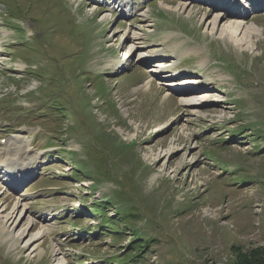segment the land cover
I'll return each instance as SVG.
<instances>
[{
    "label": "rangeland",
    "instance_id": "obj_1",
    "mask_svg": "<svg viewBox=\"0 0 264 264\" xmlns=\"http://www.w3.org/2000/svg\"><path fill=\"white\" fill-rule=\"evenodd\" d=\"M184 1L147 0L123 21L107 1L0 0V122L42 129L10 141L31 140L25 159L40 169L19 192L0 184L5 216L18 200L30 216L16 247L0 230V264H56V255L63 264H234L235 249H264V6L245 13L263 30L245 50L208 33L204 13L226 9L217 0L193 1L191 12L178 10ZM133 33L142 52L159 48L168 62L183 45L171 68L201 74L206 102L181 106L180 88L192 83L174 94L166 73L134 92L153 78L146 62L159 51L112 76L107 64L140 45ZM97 194L106 202L95 204ZM36 239L41 254L28 248Z\"/></svg>",
    "mask_w": 264,
    "mask_h": 264
},
{
    "label": "bare ground",
    "instance_id": "obj_2",
    "mask_svg": "<svg viewBox=\"0 0 264 264\" xmlns=\"http://www.w3.org/2000/svg\"><path fill=\"white\" fill-rule=\"evenodd\" d=\"M113 4H114L115 10L117 9L116 7H120V8L122 7V5L120 3H118L117 6H116L115 3H113ZM192 4H193L192 0H185L179 6L178 10L179 11L189 10V12H191L192 10L190 8V5H192ZM221 11L222 12H216L214 17H212V18H209L207 13L206 14L204 13V15L202 16V20L207 25L208 33H210V35L218 36V38H220V39H223V38L228 39V40L232 41L236 46H238L240 48H243L245 50L252 49L253 47H255L256 43L253 42V40H254L255 37H258L257 35H261L263 30L260 27L256 26V25L249 26L247 23H244V21H242L240 16H237L236 14L229 15V14H227L226 10L225 11L221 10ZM123 13L126 15L124 10H123ZM145 14L146 15H144V16L147 17V13H145ZM3 35H6V34L4 33ZM131 35H132V32H131ZM132 38H135L134 39L135 41L141 40L140 36L138 34L136 35L135 33H133ZM138 49L139 48L136 46L135 43H130L127 46V48L125 50H123V53H122L121 56L126 58L127 56H130L132 54L134 55L135 52L136 53L138 52ZM125 51L126 52L129 51V52L124 53ZM156 51H158V50H155L153 52H156ZM191 51H193L192 53H195L194 52L195 50H190V52ZM146 53H143V52L139 51V54H138L139 61H143L146 58V56L154 57L155 55H157V53L156 54L152 53L151 55L146 54ZM176 53H178V54H175V56H174V59H176V60H179L182 56L187 54L186 51L179 52L178 50H177ZM113 62L114 61H111L109 64H107V66L112 67L113 66V64H112ZM175 62L176 61H174L172 63H175ZM206 62L207 61H204L203 64H205ZM17 66L20 67V68H25V66L23 64H17ZM162 66L166 68V66H168V65L159 64V62H158V64L156 66L151 67L152 73H156V71H154V67L159 69V67H162ZM194 80L195 79H190V80L186 79L184 81H187V82H190V83L193 84V83H195ZM153 81H154L153 78H150L149 80L145 81L144 83H141V84L135 86L133 88L134 92H137V91L142 90V89L146 90V89L151 88V85H152ZM157 82L160 83V81H157ZM199 83H202V81H200ZM163 85H165V84H163ZM167 86L170 87L169 89H171V88L173 89L174 88L175 90L180 87L178 83H171V84H169ZM202 90H204V89L201 88V89H198V90H187V89L181 90L180 93H179L180 94L179 95V103L183 107L197 108L198 105H201L202 103H205L206 100L208 99V96L206 95V93H204V94L202 93L200 95H197ZM168 95L169 94L166 93L165 97H168ZM23 141L25 142V139ZM19 142H21V140L17 139V140H15V142L8 143L7 144V149H8L7 154H13L14 153L15 156L18 155V154L25 156L27 154V150L29 149V146L28 145L19 144ZM7 154H5V155H7ZM4 160L5 161H3L2 158H0V165L3 162L4 163L8 162L7 159H4ZM11 162H13V161H11ZM7 208L8 207H6V206L5 207H0V216L3 218L2 219L3 221L0 223V230H1V234H6L8 236V240L12 244L11 246L13 248V247H16L19 244V241H22L24 239V237L26 236L27 229L25 230V229L21 228L18 232H16V230L23 223L28 222L30 220V216H27V208H28V206L23 200H20V201L18 200V203L15 205V208L12 209L13 211L11 210L12 212H10V214L8 216H5V214H6L7 210H8ZM47 233H48L47 229H45L44 231L42 230V232L39 234L40 238H41V235H46ZM31 241L32 240H30L28 242V248L29 249L31 248V254H34L36 252H38V254L43 253V251H41V245L39 243H36L38 240L36 239L33 242H31ZM63 262L64 261L61 258H59L58 255H56V259H55L54 263L63 264Z\"/></svg>",
    "mask_w": 264,
    "mask_h": 264
},
{
    "label": "trees",
    "instance_id": "obj_3",
    "mask_svg": "<svg viewBox=\"0 0 264 264\" xmlns=\"http://www.w3.org/2000/svg\"><path fill=\"white\" fill-rule=\"evenodd\" d=\"M112 231L113 230H111V232ZM130 249L131 248H129V250ZM235 250L237 256L234 264H264V249L257 248L245 253H243V251L238 252V250H240L239 248ZM137 260H138L137 257H135L134 262H136ZM113 263L117 264L116 261L115 262L113 261Z\"/></svg>",
    "mask_w": 264,
    "mask_h": 264
}]
</instances>
